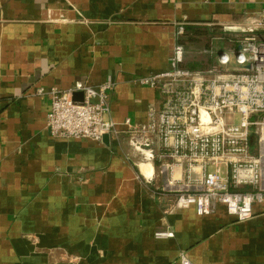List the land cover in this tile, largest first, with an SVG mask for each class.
Returning <instances> with one entry per match:
<instances>
[{"label":"crops","instance_id":"1","mask_svg":"<svg viewBox=\"0 0 264 264\" xmlns=\"http://www.w3.org/2000/svg\"><path fill=\"white\" fill-rule=\"evenodd\" d=\"M263 8L264 0H0V264H180L182 251L193 264H264V204L244 221L221 203L208 215L166 210L154 192L161 180L141 177L127 141L53 136L50 96L38 94L111 80L118 127L127 117L143 123L160 96L134 79L170 67L177 22L191 23L180 39L186 65L203 67L217 60L206 49L232 47L212 31H241ZM167 229L173 236H156Z\"/></svg>","mask_w":264,"mask_h":264},{"label":"built area","instance_id":"2","mask_svg":"<svg viewBox=\"0 0 264 264\" xmlns=\"http://www.w3.org/2000/svg\"><path fill=\"white\" fill-rule=\"evenodd\" d=\"M247 21L241 31L223 24L212 31L213 40H228L232 47H209L206 52L217 60L194 68L186 65L187 49L180 42L191 23L177 22L170 67L134 79L160 96V103L149 104L143 123L127 117L118 127L111 114V80L39 89V95L50 96V133L127 141L133 157L138 155L134 164L141 177L147 183L161 180L154 192L166 198V210L195 207L199 215H208L221 203L237 221L251 218L254 205L264 204V8ZM179 261L193 264L185 251Z\"/></svg>","mask_w":264,"mask_h":264},{"label":"bare ground","instance_id":"3","mask_svg":"<svg viewBox=\"0 0 264 264\" xmlns=\"http://www.w3.org/2000/svg\"><path fill=\"white\" fill-rule=\"evenodd\" d=\"M143 170H144L146 173L151 172V171H150V170H151L150 165H144V164H143Z\"/></svg>","mask_w":264,"mask_h":264},{"label":"water","instance_id":"4","mask_svg":"<svg viewBox=\"0 0 264 264\" xmlns=\"http://www.w3.org/2000/svg\"><path fill=\"white\" fill-rule=\"evenodd\" d=\"M78 94L75 95V97L77 98ZM103 140H105L106 142L109 140V135H104Z\"/></svg>","mask_w":264,"mask_h":264},{"label":"trees","instance_id":"5","mask_svg":"<svg viewBox=\"0 0 264 264\" xmlns=\"http://www.w3.org/2000/svg\"><path fill=\"white\" fill-rule=\"evenodd\" d=\"M180 42L182 43L183 41L181 40ZM190 67L194 68V67H196V65H190ZM254 140H255V138H254V136H252V142H254Z\"/></svg>","mask_w":264,"mask_h":264},{"label":"rangeland","instance_id":"6","mask_svg":"<svg viewBox=\"0 0 264 264\" xmlns=\"http://www.w3.org/2000/svg\"><path fill=\"white\" fill-rule=\"evenodd\" d=\"M205 39V38H204Z\"/></svg>","mask_w":264,"mask_h":264}]
</instances>
